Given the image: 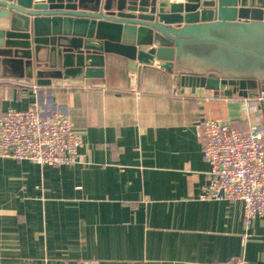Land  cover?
I'll return each instance as SVG.
<instances>
[{"label": "crops", "instance_id": "crops-1", "mask_svg": "<svg viewBox=\"0 0 264 264\" xmlns=\"http://www.w3.org/2000/svg\"><path fill=\"white\" fill-rule=\"evenodd\" d=\"M44 55L28 70L0 65V115L63 109L81 135L79 161L0 158V264H264V217L247 225L240 201L199 199L201 122L264 130L263 94L261 107L259 96L191 92L162 62L134 70L117 54H104L103 78L37 86Z\"/></svg>", "mask_w": 264, "mask_h": 264}, {"label": "water", "instance_id": "water-1", "mask_svg": "<svg viewBox=\"0 0 264 264\" xmlns=\"http://www.w3.org/2000/svg\"><path fill=\"white\" fill-rule=\"evenodd\" d=\"M0 26V65L32 69L44 51L37 86L103 78L117 54L134 70L162 62L181 89L263 105L264 0H0Z\"/></svg>", "mask_w": 264, "mask_h": 264}, {"label": "built area", "instance_id": "built-area-1", "mask_svg": "<svg viewBox=\"0 0 264 264\" xmlns=\"http://www.w3.org/2000/svg\"><path fill=\"white\" fill-rule=\"evenodd\" d=\"M200 141L209 171L199 199L240 201L247 225L256 217H264L261 125L250 124L241 132L227 121L206 118L201 122ZM81 146L79 131L61 108L44 112L33 103L26 110L8 109L0 115V158L53 167L73 166L79 161ZM219 264L250 263L237 257Z\"/></svg>", "mask_w": 264, "mask_h": 264}]
</instances>
